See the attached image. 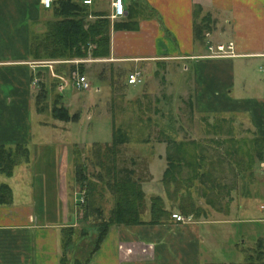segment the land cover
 Listing matches in <instances>:
<instances>
[{
  "label": "crops",
  "instance_id": "obj_1",
  "mask_svg": "<svg viewBox=\"0 0 264 264\" xmlns=\"http://www.w3.org/2000/svg\"><path fill=\"white\" fill-rule=\"evenodd\" d=\"M122 1L124 14L113 19L107 17L108 0H94L89 5L90 10L106 13L110 26L108 55L34 60L28 50L29 38L45 30L46 21L51 19V8H44L39 0H0V147L15 153L16 157L8 175L0 172V184L9 189V198L0 203V264L208 263L205 259L208 255L203 251L206 237L202 226L224 220L180 213L176 205L180 194H172L176 188L174 181L165 184L163 174L156 179L160 187L152 191L150 186L155 184L151 183L154 177L149 159L148 177L142 181L146 208L141 217L145 223L111 225L98 248L89 255L94 227L82 224L77 199H83V193L71 176L69 182L65 176L72 168L70 144L44 142L42 131L33 138L32 117L47 114L48 122L36 120L40 127L50 125L65 131L60 123L66 121L53 116V107H63L69 114L86 108L84 115L80 113L79 121L83 116L90 119V109L98 115L95 107L98 96L92 100L91 96L80 99L69 95L63 100L55 88L67 84L75 93L71 74L80 70L79 74L86 80L95 74L100 91L109 94L112 89L119 93L121 110L129 102L140 104L141 97L147 98L146 93L152 95L153 112L161 109L157 118L142 117L137 107V115H131L125 122H113L109 106L110 127L114 123H138L144 128L150 124H178L171 111L165 122L161 117L165 110L178 109L173 105L177 97L171 95L180 94L177 85L182 82L180 87L186 91L190 123L251 125L255 135L264 137V0ZM204 16L210 19L208 29L196 37L194 25ZM93 18V15L87 16L88 20ZM229 44L230 55L211 56L210 47ZM116 67L127 68L121 85L113 88L99 83L96 76L100 71L107 82ZM133 69L141 70L143 76L137 92H130L127 88L130 84L125 81L126 74ZM148 74L153 80L148 79ZM156 77L167 83L161 92H157L158 88L154 91ZM37 86L44 96L52 94L51 108L35 106ZM98 90L99 86H95V91ZM146 103L145 108L152 107L149 99ZM118 112V117L124 119L122 112ZM175 131L170 128L168 134L161 128L157 130L162 137L155 134L153 140L161 145L159 156H166L169 141L183 139ZM141 141L149 149L143 155L154 154L155 144L151 143L150 135L145 134ZM165 162L163 170L167 167ZM152 196H159L171 214L191 216V220L181 222L170 216L161 223H148ZM188 199L190 205L200 203L193 196ZM83 227L86 233L79 236ZM67 228L74 232L65 248ZM61 257L65 259L60 260Z\"/></svg>",
  "mask_w": 264,
  "mask_h": 264
},
{
  "label": "trees",
  "instance_id": "obj_2",
  "mask_svg": "<svg viewBox=\"0 0 264 264\" xmlns=\"http://www.w3.org/2000/svg\"><path fill=\"white\" fill-rule=\"evenodd\" d=\"M51 19L45 23V30L36 33L29 38L28 50L34 60L45 59H71L89 55L91 58H101L108 55L109 43V21L104 11L90 10L89 6L83 5L79 0H52ZM88 15H93L91 20ZM209 16H204L200 22L194 25V34L202 36L208 29ZM119 27L121 25L119 24ZM122 28V27H121ZM79 72H81L79 70ZM53 116L63 121H73L77 118V113L69 114L63 107H53ZM215 130L216 125H212ZM254 151H244L239 146L238 149H225L223 160L229 166L231 174L229 184L221 183L224 177H218L212 170L213 161L207 162L206 148L199 142L169 141L167 143L166 161L167 167L163 173L165 184L172 179L177 180L181 176L182 168L187 167L190 171L185 177L186 182L194 185L197 182L201 195L206 197L207 205L213 208L219 203L218 200L210 198L209 191L219 197L222 194L226 198L225 208L228 214L230 203L234 200L232 192L236 193L237 179L253 177L251 171L256 163L264 159V137L255 136ZM225 142H233L232 138L223 139ZM128 143L126 132L118 127L111 125V139L108 143H93L89 156L85 157L84 162L80 160L82 151L75 150L74 173L75 181L83 189L82 202L77 201L81 211L80 219L83 225L94 227V237L89 255L94 252L105 233L111 225H136L145 223L141 214L146 208L145 195L142 190V181L134 178L132 169L118 166L119 147ZM191 147L192 150H189ZM200 150V151H199ZM201 152V153H200ZM15 153L0 147V172L8 175L15 162ZM207 164L210 166L207 168ZM89 170H88V168ZM246 175V176H245ZM187 188H190V185ZM222 189L223 192L218 190ZM199 190V191H200ZM103 191H106L111 199L112 205L104 207L101 203ZM190 198V192L187 191ZM9 198L7 185L0 184V203ZM149 205L150 218L148 223H161L171 216V212L165 207L164 202L159 196H152ZM264 204L261 202L258 205ZM193 206V209L190 207ZM187 214L194 217L206 216L207 213L198 205H190ZM206 213V214H205ZM262 213V212H261ZM264 218V215L262 213ZM68 235L63 241V246H67L72 241L71 234L73 229H66ZM86 232L83 229L79 236ZM246 253L240 263L235 264H264V237L260 236L256 240L254 248ZM62 258L60 260H64Z\"/></svg>",
  "mask_w": 264,
  "mask_h": 264
},
{
  "label": "rangeland",
  "instance_id": "obj_3",
  "mask_svg": "<svg viewBox=\"0 0 264 264\" xmlns=\"http://www.w3.org/2000/svg\"><path fill=\"white\" fill-rule=\"evenodd\" d=\"M126 71L127 68L124 70L119 69L118 67L114 68L113 75L111 76V78L108 79L109 81L107 80V82L105 80L103 71H100L96 76L98 79H96L102 85L105 84L106 86L109 84V87L114 88V86L121 85V80L124 79ZM77 74H79V72H77ZM94 75L95 74L88 76L87 81L89 85L88 89L85 91H76L75 93H73L67 87V84H64V86L60 89L57 86H55V88L60 91L59 95H61L62 98H65V96L69 97L70 95L72 96V98L79 97L80 99H86L91 96L92 100H95V98L98 96V100L96 101L95 107H97L99 114L97 113L98 115H96V111L90 109L92 110V113L90 112V119L86 120L83 116L84 110H86V108H82L79 112H76L77 118L75 120L66 121V123H60L62 126L64 125L65 131L56 127L54 128L50 125H47L46 127H40L36 123V120L48 122L50 118L46 117L47 114L46 116L33 115L32 120L34 122L31 126L33 138L36 136V133H40V131H42L43 135L41 137V140L44 142L57 143L61 141H66L70 144L68 150L71 153V158H73V155H75L74 151L76 149H80L82 151L80 160L84 162L83 159L89 156V151L93 143H108L110 141L111 127L109 116L107 114V107L111 106V110L109 109V111L112 112L111 114L113 117V122H125L126 120H129L130 117L138 114L137 107H139V112H142V114L139 113L142 117H144L145 115H149L150 117L155 118L160 116L161 109L157 108L156 112H153V99L151 98V93H146V99L150 100L149 105H152V107L145 108V106L147 105L146 99H144L145 97H141L140 104L137 105L132 102H129L126 104L125 109H119L118 107L121 106L119 101L120 94L112 89L109 94L108 92H103V90L100 91L101 86L97 82H95V79L93 77ZM147 77L149 80H153L150 78L149 74L147 75ZM101 78L104 82L100 80ZM154 79H156V82L154 81V83H156L155 85L157 86L154 91H157L158 88L157 92H161L167 87V83L163 81L160 82L158 80V77ZM178 85V93L180 94L178 95L175 93L171 95L177 97V100L173 102V105L174 107H178V109L173 108L165 110L163 117H161V120L165 122L166 117L168 118L169 112L171 111V115H173L179 120L178 124L164 123L165 125L160 126H154L153 124H150L149 128H144L138 123H131L126 125H120L116 123L113 124V126H118L122 128L126 132L129 140L128 143L123 144L119 147V155H117L118 166L121 165L127 169H132L134 172V178H138L139 180L143 181V178L148 177L147 159H149L148 161L150 164L151 174L154 177L151 183L155 184V186H150V188L152 191H157V188H159L160 186H157L159 184L156 185V179L162 177L164 171L163 169L166 164V156H159L160 154H162L161 145H159L158 142L155 143L153 139L155 137V134L157 135V137H162L160 134L157 133V130H159L160 128L163 130V132H166L168 134L171 128L173 130L176 129L175 132H177L180 138H183L182 141H195L199 142L201 146H204L206 148L205 150L207 154L209 155L207 156L206 161H213L215 163L212 167L214 173L218 177H224V179H221L220 182L224 184H229L231 174L229 172L230 168L228 164H226V162H224L223 160V157L225 156L224 150L233 148L238 149L239 146L244 151L248 150L250 152H253L255 143L254 138L255 136H257L255 135L256 133H253V127L251 125L245 124L241 126L234 124L233 126H231L227 123H220L216 124L214 130V127L209 124L205 125L202 122L198 121H193V123H190V120H188L190 111L187 108L186 91L183 90L182 87H180V85L182 86V82L179 86ZM95 86H99V90L97 92L95 91ZM127 88H130V92H137L140 91L141 84L139 83L136 85H129L127 86ZM169 88L170 87H168V89ZM42 92V89L38 88V86L35 88V106H44L47 108H51V104L53 102H51L52 94L50 93V95H48L47 97L44 96ZM108 96L110 100L107 99ZM118 111L122 112L121 114L124 115V119L118 117ZM72 112L75 113V110H72L71 113ZM80 113H83V118L79 121ZM195 114L197 113L195 112ZM197 115L200 116L201 113H198ZM188 122L190 124H188ZM145 134L148 135V137L150 135L151 143L155 144L154 154H152L153 152L151 154L149 153L147 154L148 157L144 156L143 154H145L144 151L148 152L149 149L146 144L141 141V138L144 137ZM226 138H232L234 141H223V139ZM176 142L178 141L176 140ZM72 143L76 145H71ZM188 148L189 150H192L191 147ZM237 151L240 150L238 149ZM71 160V173L65 174L66 181L69 182L71 176V180L75 184H77L75 181L76 176L74 173V159ZM209 166L210 165L207 164V168ZM251 171L253 172L252 178L248 179L246 177L245 179H237L238 184L234 188L237 191L236 193L234 191L231 193L234 200L230 203V210L228 214L225 208L226 198H224L222 194H219L221 196L216 197V195L212 193V191H209V196L211 199L214 198L215 200H218L219 198V203L216 204L213 208H211L210 205H207L206 203V197L201 195V190L197 187L198 183L194 182V185H190L188 182H186L185 177H187L190 173L187 167L182 168L181 176H178L176 181L172 179V182L174 181L173 183L176 187L175 189H173L172 194L174 196H176L174 193L178 192L180 194V197L176 204L180 213L186 215V211L183 212V210H188L190 207L191 202L189 201V196L187 194V191L189 190L190 196H193V200L196 199L197 203L200 202L197 205L203 208V210L207 213V217H209V219L224 220L219 221L217 223H211L202 226V230L205 233L204 236L206 237L205 243L203 245V251L206 256L208 255L205 258L206 262L210 264H227L236 261L241 262L244 259L246 253H249L251 251L250 249L255 247L257 238L260 236L264 237V218L262 216V213L264 215V212L261 211V213L257 210L258 205L261 202H264V174L261 172L259 168V162L257 161ZM12 182L13 181L10 180L11 184ZM188 184L190 185L189 189L187 188ZM218 191L223 192L222 189ZM79 192L83 193V189L80 188ZM100 200L102 205L106 208L112 205V199L106 191H103L102 198Z\"/></svg>",
  "mask_w": 264,
  "mask_h": 264
},
{
  "label": "built area",
  "instance_id": "obj_4",
  "mask_svg": "<svg viewBox=\"0 0 264 264\" xmlns=\"http://www.w3.org/2000/svg\"><path fill=\"white\" fill-rule=\"evenodd\" d=\"M81 4L89 6L92 4L94 0H79ZM40 4L44 8H48L50 6L51 0H39ZM110 6V13L108 14V18H119L124 14V7L122 0H108ZM232 48L231 44L227 46H216L215 49L209 48L211 51V56L213 57H226L230 55V49ZM264 71V65L262 66ZM125 81L127 84L136 85L142 82V72L139 69H133L132 71L128 72L125 77ZM71 86L75 91H84L88 89V81L86 80L85 76L77 73H72L71 76ZM259 168L261 172L264 174V160L259 163ZM78 202H82V198L77 199ZM259 209L264 212V204L260 205ZM172 218L176 221H190L191 216L183 217L178 213H172Z\"/></svg>",
  "mask_w": 264,
  "mask_h": 264
}]
</instances>
